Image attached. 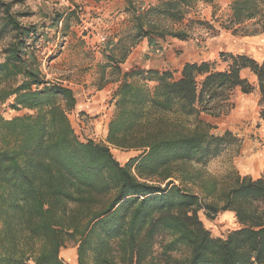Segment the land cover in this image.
Wrapping results in <instances>:
<instances>
[{
  "label": "trees",
  "instance_id": "1",
  "mask_svg": "<svg viewBox=\"0 0 264 264\" xmlns=\"http://www.w3.org/2000/svg\"><path fill=\"white\" fill-rule=\"evenodd\" d=\"M17 1L0 0V105L18 113H0V264H69L61 250L70 244L76 264H264V167L257 178L210 172L208 163L241 139L212 132L202 117L229 114L238 88L255 90L244 69L264 103V61L222 51L224 69L189 62L179 78L122 66L143 38L151 46L157 37L187 38L189 30L164 21L182 23L192 6L214 0H126V28L101 48L99 79L120 74L104 141L79 137L70 118L83 114L76 92L43 71L40 52L68 37L75 10L25 23L30 13ZM229 12L223 28L253 21L245 34L264 32V0H231ZM112 148L139 154L122 164ZM201 211L209 219L233 212L239 227L215 236Z\"/></svg>",
  "mask_w": 264,
  "mask_h": 264
},
{
  "label": "rangeland",
  "instance_id": "2",
  "mask_svg": "<svg viewBox=\"0 0 264 264\" xmlns=\"http://www.w3.org/2000/svg\"><path fill=\"white\" fill-rule=\"evenodd\" d=\"M150 1L155 2V0ZM230 2L231 0H214V5H211L212 18L209 21L216 26L219 33L212 30L208 37L205 36V28L200 26V22L207 19L198 13L199 9L196 5L189 9L190 14L186 17L187 21L182 22L185 24L182 27L179 23L170 21H164V24L175 30L180 28L189 30L194 42L204 46V50L206 48L211 51L214 45L216 51L250 50L258 53V56L260 53L264 55V32L254 34L255 36L245 34L257 28L253 25V21L240 25L235 32L233 28H223L229 24ZM125 6L126 0H18L15 4V9L30 13L23 17L25 23H39L44 18L52 17L54 13L75 10L68 21L69 27L65 30L68 37L63 40L59 38L58 42L56 41L57 46L54 43L44 50L48 58L43 71L48 78L74 89L79 101L78 107L86 115L83 119L88 120L90 126L86 132H82L75 115L71 116L73 125L81 134H89L97 141L105 139V122L112 113L109 99L120 79V74L117 72L112 74L109 69L107 70L109 73L106 74L107 80L99 79L101 66L107 62V58L101 51L106 42L102 36H113L126 28L128 15L125 13ZM47 30L54 35V28ZM195 37H201L202 42H196ZM212 42L214 44L211 46ZM118 54H121V50ZM213 54L218 55L216 52ZM216 60L219 61L218 68L224 69L225 64L220 61V58ZM137 61L136 59L133 61L135 67L140 66ZM103 83H105L104 87L99 89V84ZM260 99V94L254 92L236 93L235 107L229 114L220 118L207 117L208 122L214 126L212 132L222 133L225 130H231L241 139L239 148H230L208 163L207 168L210 172L222 175L229 170H236L242 175H251L255 178L262 175L264 122L261 118V110L264 108V103H261ZM0 113H4L6 117L18 114L17 111L5 105H0ZM112 152L122 164L139 154L137 150L118 148H112ZM200 215L206 227L215 236H224L230 230L239 227L233 212L219 213L215 219H209L203 211ZM72 250H74V258L71 260L70 257L73 254L69 252ZM61 256L69 264H76V246L70 244L62 248Z\"/></svg>",
  "mask_w": 264,
  "mask_h": 264
},
{
  "label": "crops",
  "instance_id": "3",
  "mask_svg": "<svg viewBox=\"0 0 264 264\" xmlns=\"http://www.w3.org/2000/svg\"><path fill=\"white\" fill-rule=\"evenodd\" d=\"M196 8L199 9L198 13H201L204 19L210 20L212 18V6L211 5L199 2ZM186 21L187 20H184V23ZM183 25L185 24L179 23L180 27H182ZM188 33L189 35L185 39H181V38L173 37V36H166L164 38L157 37L156 45H152V46L149 44L148 38H143L132 49L128 57L122 63V66L124 67L125 70L133 68L135 67V65L133 64V61L136 59L138 60L137 64L140 63L139 67L141 68H145V69L151 68V69L159 70L161 72L164 70H169L173 73V75L176 78H179L182 75V69L186 63L201 62V61H207V60L214 61L219 58V54L221 50L216 51L213 45L214 44L213 42L210 43L211 46L213 45L212 47L213 49H211V51L206 48L204 50L203 48L204 46L199 45L194 42V40L191 37L190 31H188ZM229 51H231L233 54L245 53V54L251 55L252 57H254L256 60L260 62L264 61V55H262L261 53H260V56H258L257 55L258 53L252 52L250 50H241L237 52L232 51V50H229ZM209 52H212V54H209ZM215 52L218 53V55L213 54ZM242 73H243V76L249 77L250 81L253 82V84L255 85V90L253 92L259 94V88L257 85V77L252 72H250L249 69H244ZM236 93L245 94L239 88L236 90ZM202 117L203 118L206 117L208 121L207 117L211 119V118H220L222 116L213 117L210 115L203 114ZM109 120H110V116L108 120L105 122V126H104L105 136L107 135V126H108ZM262 167H264V164L262 165ZM225 212H230V211H225ZM70 253L73 254L70 257V259L72 260L74 258V250L69 252V254Z\"/></svg>",
  "mask_w": 264,
  "mask_h": 264
},
{
  "label": "built area",
  "instance_id": "4",
  "mask_svg": "<svg viewBox=\"0 0 264 264\" xmlns=\"http://www.w3.org/2000/svg\"><path fill=\"white\" fill-rule=\"evenodd\" d=\"M204 33H205V36H210V34H211V30H209V29H205L204 30ZM204 36V35H203ZM205 36L203 37V38H205ZM107 38V35H103L102 36V39L103 40H105ZM201 37H195V40H196V42H202V38L200 39ZM58 42V41H57ZM58 45V43H56L55 44V46H57ZM49 47V46H48ZM48 47H46V48H48ZM45 48V49H46ZM45 49H43L41 52H40V54H41V56H42V63H43V68H44V66H45V63L47 62V58H48V56H45ZM72 115H75L76 117H77V122L79 123V129L82 131V132H86L87 131V129L89 128V126H90V122L88 121V120H85V119H83V118H85V116L86 115H84V113L83 114H79V113H72L71 115H70V118H71V116ZM80 117H82V118H80ZM73 123V122H72ZM75 127V126H74ZM75 130H76V133L79 135V137L81 138V139H83V140H86V139H93V140H96V138H94L93 136H91V135H89V134H81V132H79L76 128H75ZM94 135V134H93ZM105 138H106V136H105ZM105 140V139H104ZM103 140V141H104ZM97 141V140H96Z\"/></svg>",
  "mask_w": 264,
  "mask_h": 264
},
{
  "label": "bare ground",
  "instance_id": "5",
  "mask_svg": "<svg viewBox=\"0 0 264 264\" xmlns=\"http://www.w3.org/2000/svg\"><path fill=\"white\" fill-rule=\"evenodd\" d=\"M264 164V161L262 162V165Z\"/></svg>",
  "mask_w": 264,
  "mask_h": 264
}]
</instances>
